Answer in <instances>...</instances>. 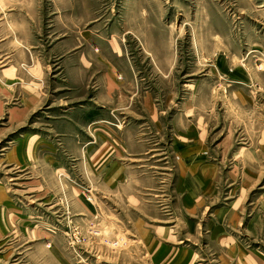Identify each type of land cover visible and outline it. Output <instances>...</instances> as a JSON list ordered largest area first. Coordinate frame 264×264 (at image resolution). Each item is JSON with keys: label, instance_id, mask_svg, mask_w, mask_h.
I'll list each match as a JSON object with an SVG mask.
<instances>
[{"label": "crops", "instance_id": "1", "mask_svg": "<svg viewBox=\"0 0 264 264\" xmlns=\"http://www.w3.org/2000/svg\"><path fill=\"white\" fill-rule=\"evenodd\" d=\"M49 1L0 9V121L8 129L0 133V168L22 173L27 184L39 169L53 196L55 173L64 172L93 199L139 207L148 220L135 233L148 264H264L253 244L264 202L258 196L247 209L243 195L259 182L264 143L235 147L205 89L176 98L179 89L165 77L174 57L169 33L136 36L134 57L98 0ZM229 153L245 171L236 187L219 177ZM66 187L70 216L92 217L93 203Z\"/></svg>", "mask_w": 264, "mask_h": 264}, {"label": "rangeland", "instance_id": "2", "mask_svg": "<svg viewBox=\"0 0 264 264\" xmlns=\"http://www.w3.org/2000/svg\"><path fill=\"white\" fill-rule=\"evenodd\" d=\"M13 1L22 0H0L1 11ZM98 1L101 11L116 20V32L123 36L121 43L134 57L141 49L136 36L154 34L155 30L169 33L174 57L165 77L179 89L176 98L187 89H205L212 100L211 115L220 116L222 130L232 134L235 147L262 149L264 0ZM144 3L148 7L141 10ZM141 11L146 13L147 23L140 20ZM146 61L147 70L153 69L151 59ZM43 111L32 114L27 124L38 120ZM5 126L6 122L0 121V133L8 130ZM27 129L19 128L11 136ZM227 156L228 160L220 164L219 177L236 187L245 171L235 160L230 161L235 155ZM13 172L0 168V190L7 205V212L0 206V264H148L135 233V225L148 220L140 217L146 213L139 207L132 210L113 197L93 199L77 176L64 172L55 173L56 196L49 194V178H40L39 169L31 171L32 184L24 181L22 173ZM257 172L258 184L243 193L245 205L258 196L260 203L264 202V154ZM18 175L16 181L9 180ZM67 184L82 191L86 204L93 203L94 215L88 220L74 219L68 213ZM25 186L30 187L31 194L26 193ZM222 193L226 195L227 190ZM229 196L237 197L238 193ZM255 241L253 244H259L264 252L263 227Z\"/></svg>", "mask_w": 264, "mask_h": 264}]
</instances>
